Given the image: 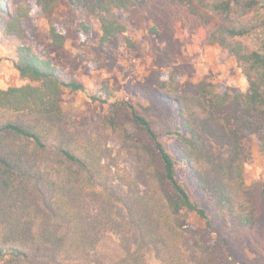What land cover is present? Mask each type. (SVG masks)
Here are the masks:
<instances>
[{
    "label": "trees",
    "instance_id": "16d2710c",
    "mask_svg": "<svg viewBox=\"0 0 264 264\" xmlns=\"http://www.w3.org/2000/svg\"><path fill=\"white\" fill-rule=\"evenodd\" d=\"M64 1L97 20L104 44L125 32L117 12L148 0ZM166 1L203 25L222 21L207 42L217 46L220 60L234 59L247 89L219 94L201 81L187 96L164 97L178 123L162 133L126 104L135 132L125 137L143 158V185L133 187L115 183L99 147L81 145L83 135L67 130L61 111L63 90L84 92L90 103L100 104L109 103L110 93L61 81L51 60L17 47L14 66L28 84L0 89V264H146L149 250L159 264H187L186 253L208 264H235L221 241L209 237L222 225L236 235L255 223L243 162L251 137L264 158V0ZM56 3L36 0V13L50 14ZM31 12L23 7L11 14L0 0V18L8 17L4 31L19 39ZM79 31L90 35L83 23ZM50 36L54 47H63L64 37L54 28ZM119 105L111 103L113 113ZM164 139H171V151ZM213 144L226 154L216 155ZM180 168L209 203L210 215L180 181ZM87 197L96 202L94 213L83 210ZM189 214L205 221V228L190 230ZM108 233L119 238L110 255L102 250Z\"/></svg>",
    "mask_w": 264,
    "mask_h": 264
},
{
    "label": "rangeland",
    "instance_id": "374dc122",
    "mask_svg": "<svg viewBox=\"0 0 264 264\" xmlns=\"http://www.w3.org/2000/svg\"><path fill=\"white\" fill-rule=\"evenodd\" d=\"M35 3L36 0H6L11 14L23 7L31 8L32 12L22 21L26 33L23 39L7 34L4 25L8 17L0 18V89L28 84L19 77L14 66L15 50L24 45L51 60L59 80L81 83L86 92L107 90L110 93L107 104L90 103L84 92L66 90L61 92L59 101L67 130L74 134L81 132V145L92 142L99 147L103 163L110 168L117 184L141 187L144 181L139 174L143 158L125 137L135 132L126 104L144 116L155 133H162L178 123L173 106L164 97L187 96L201 81L210 82L219 94L243 93L247 89L246 79L234 59L220 60L217 46L207 42L211 30L222 24L218 18L203 25L185 9L166 0H148L128 12H117L116 17L125 32L103 44L97 20L83 10L57 0L50 14L41 15L36 13ZM81 23L90 27L89 36L79 31ZM51 28L64 37L62 48L51 44ZM127 41L132 46H128ZM115 101L120 105L113 113L111 103ZM164 145L171 151V139H164ZM212 147L216 155L226 154V148L215 144ZM248 149L243 170L245 188L256 209L255 223L236 235H228L226 225L216 227L211 229L209 240L221 241L235 264H264V158L258 154L255 137H251ZM179 179L191 198L200 201L210 215L209 203L200 197L182 168ZM82 207L87 213L97 209L90 197L83 199ZM205 226V221L194 214L188 215L190 230L196 232ZM104 240L102 250L110 255L119 240L118 235L108 233ZM145 260L146 264H159L150 250ZM186 262L208 264L188 253Z\"/></svg>",
    "mask_w": 264,
    "mask_h": 264
}]
</instances>
